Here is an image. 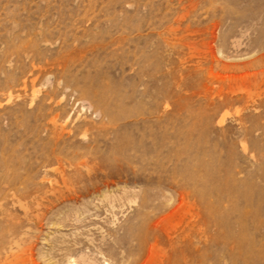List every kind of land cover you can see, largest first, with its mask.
Returning <instances> with one entry per match:
<instances>
[{"label": "rangeland", "instance_id": "obj_1", "mask_svg": "<svg viewBox=\"0 0 264 264\" xmlns=\"http://www.w3.org/2000/svg\"><path fill=\"white\" fill-rule=\"evenodd\" d=\"M0 264H264V0H0Z\"/></svg>", "mask_w": 264, "mask_h": 264}]
</instances>
